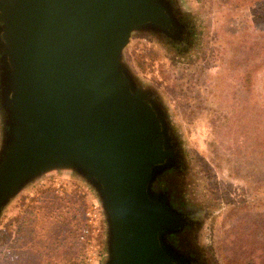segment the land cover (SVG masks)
I'll return each mask as SVG.
<instances>
[{"label": "water", "instance_id": "obj_1", "mask_svg": "<svg viewBox=\"0 0 264 264\" xmlns=\"http://www.w3.org/2000/svg\"><path fill=\"white\" fill-rule=\"evenodd\" d=\"M180 29L171 0H0V221L31 185L73 175L101 208L103 264H210L181 205L183 143L127 60L135 35Z\"/></svg>", "mask_w": 264, "mask_h": 264}, {"label": "rangeland", "instance_id": "obj_2", "mask_svg": "<svg viewBox=\"0 0 264 264\" xmlns=\"http://www.w3.org/2000/svg\"><path fill=\"white\" fill-rule=\"evenodd\" d=\"M180 2L196 18L197 47L179 55L138 34L127 60L160 93L183 143L197 246L210 264H264V0ZM93 201L73 175L31 185L0 221V264L24 253L103 264L106 227L103 214L91 222Z\"/></svg>", "mask_w": 264, "mask_h": 264}, {"label": "flooded vegetation", "instance_id": "obj_3", "mask_svg": "<svg viewBox=\"0 0 264 264\" xmlns=\"http://www.w3.org/2000/svg\"><path fill=\"white\" fill-rule=\"evenodd\" d=\"M181 0H171L172 5L175 7L176 15L178 17L179 24L182 29L180 32L173 37H163V41L160 42L164 45L167 50L173 51L179 55H187L192 50L197 47L198 44V24H196V18L192 17L190 12L185 10L181 6ZM170 53V52H169ZM171 54V53H170ZM3 108L0 103V120L3 122ZM171 117V113H169ZM186 197V195H184ZM188 198V196H187ZM181 201L182 207H191L189 201L187 200ZM197 227V224L194 225V229ZM200 228V224L198 226L197 231Z\"/></svg>", "mask_w": 264, "mask_h": 264}, {"label": "trees", "instance_id": "obj_4", "mask_svg": "<svg viewBox=\"0 0 264 264\" xmlns=\"http://www.w3.org/2000/svg\"><path fill=\"white\" fill-rule=\"evenodd\" d=\"M0 103H1V100H0ZM3 114H4V110H3ZM4 121H5V114L3 115V122H2L3 130L6 127ZM8 264H57V262L55 260L47 259L41 255L29 256L26 253H24V254H21L18 258L12 261H8Z\"/></svg>", "mask_w": 264, "mask_h": 264}, {"label": "built area", "instance_id": "obj_5", "mask_svg": "<svg viewBox=\"0 0 264 264\" xmlns=\"http://www.w3.org/2000/svg\"><path fill=\"white\" fill-rule=\"evenodd\" d=\"M91 212L88 213V216L91 218V222H94L95 219H100L102 217V211L96 201L92 202Z\"/></svg>", "mask_w": 264, "mask_h": 264}]
</instances>
